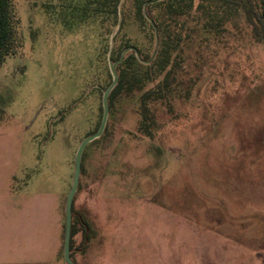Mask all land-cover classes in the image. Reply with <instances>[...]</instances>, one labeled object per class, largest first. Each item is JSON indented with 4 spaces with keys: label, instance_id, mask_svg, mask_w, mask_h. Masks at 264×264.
Instances as JSON below:
<instances>
[{
    "label": "rangeland",
    "instance_id": "1",
    "mask_svg": "<svg viewBox=\"0 0 264 264\" xmlns=\"http://www.w3.org/2000/svg\"><path fill=\"white\" fill-rule=\"evenodd\" d=\"M13 5L21 46L0 65V264H66L75 155L99 129L116 62L100 25L112 18L85 13L83 0ZM120 36L148 44L133 18ZM180 53L172 106L152 107L154 138L138 133L136 96L109 107L84 151L79 264H264V44L241 17L224 37L199 30Z\"/></svg>",
    "mask_w": 264,
    "mask_h": 264
},
{
    "label": "trees",
    "instance_id": "2",
    "mask_svg": "<svg viewBox=\"0 0 264 264\" xmlns=\"http://www.w3.org/2000/svg\"><path fill=\"white\" fill-rule=\"evenodd\" d=\"M148 1L83 0V11L98 15L104 13L112 18L110 22L102 20L100 25L108 38L107 47L112 39V59L116 61L125 49L133 47L124 36H120L128 19L137 21L145 33L148 44L135 46L139 58L130 51L116 68L119 81L110 94L109 107H115L122 99L138 96V133L154 138L160 124L152 107L159 103L172 106L171 95L178 85L179 73L184 70V59L180 53L182 45L191 41L202 29L214 33L216 38L224 37L227 25L234 26L241 17L252 28L256 42L264 44V0H259V4L255 0H162L147 6L146 17L143 8ZM14 14L13 0H0V65L20 50ZM149 20L154 21L159 30L160 44L153 59L156 38ZM117 27L119 29L114 34ZM4 117L5 110L0 104V122ZM84 227L86 230L91 228L89 223ZM76 233L73 220L70 256L79 264L73 256V237Z\"/></svg>",
    "mask_w": 264,
    "mask_h": 264
},
{
    "label": "water",
    "instance_id": "3",
    "mask_svg": "<svg viewBox=\"0 0 264 264\" xmlns=\"http://www.w3.org/2000/svg\"><path fill=\"white\" fill-rule=\"evenodd\" d=\"M160 1L162 0H150L147 3H145L144 8H143L144 15L147 17L146 8L148 5L154 4ZM149 21L154 29L155 38H156V46H155V50L152 56V59H153L158 51L159 44H160L159 30L156 24L154 23V21L152 20H149ZM130 51L135 52L136 56L139 58L137 49L134 47H129L122 52L118 61H116L115 63H112L110 61V71L112 75V82L103 94V100H102L103 116H102L101 124L96 133L86 137L80 143L77 149L76 155H75L73 181H72L71 189L66 199V206H65V218L66 219H65V231H64V243H63V258L66 264H76L70 256V241H71V228H72V208H73V201H74L75 194L79 188V181H80V176H81V171H82V157H83V154H84V151L87 145L99 139L105 131L108 116H109V97H110L111 92L117 86L118 81H119L116 68L124 60L126 54Z\"/></svg>",
    "mask_w": 264,
    "mask_h": 264
}]
</instances>
